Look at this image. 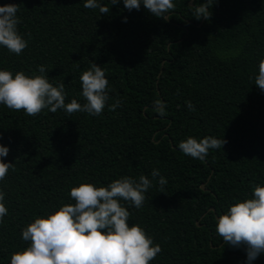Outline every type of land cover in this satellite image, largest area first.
Wrapping results in <instances>:
<instances>
[{
	"label": "trees",
	"instance_id": "trees-1",
	"mask_svg": "<svg viewBox=\"0 0 264 264\" xmlns=\"http://www.w3.org/2000/svg\"><path fill=\"white\" fill-rule=\"evenodd\" d=\"M190 1L173 0L166 22L143 6L128 11L123 0L112 8L101 0L111 9L105 16L85 0H0L20 4L18 30L28 41L20 55L0 46V70L34 76L43 65L54 86L64 83L66 103H84L80 76L96 63L109 80L108 105L121 102L99 116L47 109L27 116L0 105V144L14 163L0 181L9 210L0 223V264L28 246L21 232L36 217L75 203L71 188L151 179L153 169L167 184L154 183L142 208L126 205L129 226L140 225L162 247L149 264H247L216 222L264 186V91L255 85L264 0H217L211 18L199 21L192 11L204 0ZM189 136L228 142L200 161L178 147ZM252 264H264V253Z\"/></svg>",
	"mask_w": 264,
	"mask_h": 264
},
{
	"label": "clouds",
	"instance_id": "clouds-1",
	"mask_svg": "<svg viewBox=\"0 0 264 264\" xmlns=\"http://www.w3.org/2000/svg\"><path fill=\"white\" fill-rule=\"evenodd\" d=\"M120 2L110 0L111 8ZM215 3L217 0H204L193 8L192 16L198 21L210 19V9ZM123 5L128 11H139L143 6L151 16L166 22L176 8L173 0H123ZM84 7L98 9L102 16L111 11L101 0H85ZM19 10L20 4L16 3L0 6V46L16 55L28 47V41L18 30ZM38 70L41 75L28 76L17 71L14 77L11 71L0 70V105L13 111L24 110L27 116H37L45 109L51 113L63 110L68 115L82 112L99 116L106 107L115 111L121 104L116 100L108 105L109 80L105 70L96 63L80 76L84 103L76 99L66 103L64 83L54 86L43 75L45 66H39ZM255 85L264 91V59L259 61ZM188 106L195 110L191 102ZM158 111L163 114L164 109L158 108ZM227 142L213 136L202 139L189 136L178 147L184 155L204 161L210 150L224 148ZM9 151V147L0 144V181L14 170V163L4 160ZM156 182L161 189L167 184L159 170L153 169L151 179L145 175L138 180L124 176L106 187L83 183L71 188L70 197L75 203L63 204L47 216H38L22 229L21 238L28 246L12 253L10 264H149L162 252V247L140 225L129 226L131 212L126 205L142 208L145 193ZM5 196L0 191V223L9 211ZM216 233L225 244L244 249L247 264L264 253V186L255 185L251 198L231 204L218 217Z\"/></svg>",
	"mask_w": 264,
	"mask_h": 264
},
{
	"label": "water",
	"instance_id": "water-1",
	"mask_svg": "<svg viewBox=\"0 0 264 264\" xmlns=\"http://www.w3.org/2000/svg\"><path fill=\"white\" fill-rule=\"evenodd\" d=\"M190 3L193 4V0H191ZM202 188L205 189V185L204 184L202 185Z\"/></svg>",
	"mask_w": 264,
	"mask_h": 264
}]
</instances>
